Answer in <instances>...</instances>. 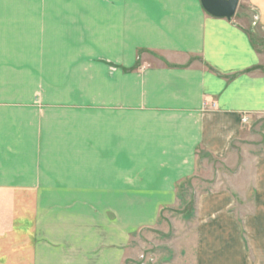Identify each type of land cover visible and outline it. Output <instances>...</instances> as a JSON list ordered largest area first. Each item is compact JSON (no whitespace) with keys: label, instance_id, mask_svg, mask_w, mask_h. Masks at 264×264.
<instances>
[{"label":"crops","instance_id":"obj_1","mask_svg":"<svg viewBox=\"0 0 264 264\" xmlns=\"http://www.w3.org/2000/svg\"><path fill=\"white\" fill-rule=\"evenodd\" d=\"M253 16L264 30V0L231 20L199 0H0V264H134L205 157L228 186L195 196L159 264H264Z\"/></svg>","mask_w":264,"mask_h":264},{"label":"rangeland","instance_id":"obj_2","mask_svg":"<svg viewBox=\"0 0 264 264\" xmlns=\"http://www.w3.org/2000/svg\"><path fill=\"white\" fill-rule=\"evenodd\" d=\"M251 19L253 21L252 24H254L252 28H254L256 40L260 41L261 43L258 44L262 45L264 40V30L258 26H255L257 23L255 16L251 17ZM261 49L264 51L262 47L260 50ZM260 124H263L261 128ZM251 127L252 129L249 130L253 131L256 139H253L251 143H247V148H250L251 150L253 149L254 152L259 153L261 143L260 131H264V117L258 120L256 125ZM240 153L243 152L239 150V154ZM203 161L202 166L198 168L197 174L192 178V180L182 186V189L178 195L179 205L169 212L168 215H166L168 219H166L167 221L163 223V229L158 230V232L152 231L151 235L147 232H144V234L140 236V242L130 246V249L132 250V253H128L130 257L134 255L135 249L137 253L138 251L141 253V257H138L139 259H137L139 262L145 260L146 263H149V261L153 262V260L156 258V262L153 264H159L167 259H173V262H175L174 258L180 257L179 246L182 244L180 233L182 229L188 227V222L192 221L195 196L209 191L213 188V186L218 185L220 181L223 183V186H228L227 180L222 177V171L228 170L229 167L223 164L221 165L219 162L213 161L207 157H205ZM237 164L239 168H243L240 162H237ZM223 166L225 168H223ZM238 166H233V169H236ZM218 170L222 171L218 173ZM225 174L228 173L225 171ZM189 225H191V223ZM185 233H187V231ZM181 255L184 257L183 252ZM129 260H132V263L134 262V264H139V262H135L134 259Z\"/></svg>","mask_w":264,"mask_h":264},{"label":"water","instance_id":"obj_3","mask_svg":"<svg viewBox=\"0 0 264 264\" xmlns=\"http://www.w3.org/2000/svg\"><path fill=\"white\" fill-rule=\"evenodd\" d=\"M204 12L216 19L231 20L236 12L238 0H199Z\"/></svg>","mask_w":264,"mask_h":264},{"label":"built area","instance_id":"obj_4","mask_svg":"<svg viewBox=\"0 0 264 264\" xmlns=\"http://www.w3.org/2000/svg\"><path fill=\"white\" fill-rule=\"evenodd\" d=\"M205 107H207V104H204V108H205ZM211 107H214V105H212ZM246 121H247V120H246L245 118L242 119V123H246Z\"/></svg>","mask_w":264,"mask_h":264}]
</instances>
